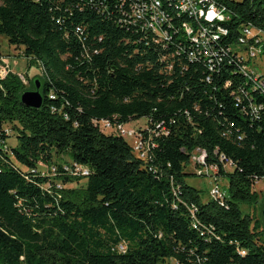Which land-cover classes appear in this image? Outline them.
Instances as JSON below:
<instances>
[{"label": "trees", "instance_id": "obj_1", "mask_svg": "<svg viewBox=\"0 0 264 264\" xmlns=\"http://www.w3.org/2000/svg\"><path fill=\"white\" fill-rule=\"evenodd\" d=\"M150 1L0 0V35L41 71L28 88L0 80V264H264L263 222L241 208L264 181V88L237 55L264 53V38L239 42L264 35V0H213L226 19L203 23L218 35L204 44L175 0H159L167 36L151 31L133 13ZM35 80L39 108L20 101ZM141 117L144 159L99 127ZM196 149L227 179L223 204L186 181Z\"/></svg>", "mask_w": 264, "mask_h": 264}, {"label": "built area", "instance_id": "obj_2", "mask_svg": "<svg viewBox=\"0 0 264 264\" xmlns=\"http://www.w3.org/2000/svg\"><path fill=\"white\" fill-rule=\"evenodd\" d=\"M177 4L178 10L188 14L190 17L194 19V24L197 25L196 29L193 27V24H185L184 30L188 36L192 38L194 42H200L201 44L206 43L209 39L216 40L218 38V35L216 33L211 34L210 38H206L207 30L204 27L203 23H209L213 24L216 21H222L226 19V15L224 13V8L219 7L215 4L213 0H175ZM134 10L133 13L135 16L139 18H144L145 26L151 29L154 33H156L158 36L166 37L167 32L166 30L162 29L163 24L166 22L167 18L165 16V13L160 10V2L159 0H151L148 3L143 4H137V6H133ZM218 31L222 34H226V30L218 28ZM242 37L239 38V42H243L245 38L247 37H256L255 42H259L262 38H264L263 33L260 30H254L251 27H244L242 30ZM260 37V38H259ZM202 38V39H201ZM200 39V40H199ZM199 43V44H200ZM203 53L205 55H208L209 53L203 48ZM258 54H260V48L258 46H250L247 50L239 52L237 55L241 59L242 63L241 65V71L244 73L245 76H247L255 87L257 88H264V77L261 74L256 73L255 70L252 69V66L250 65V61L254 59ZM0 80H2L6 74L7 71L10 70L9 68V59L7 58H1L0 59ZM5 61L8 63L6 65ZM8 69V70H7ZM107 123L108 126L114 127L116 132L114 134H119L122 136L121 129L124 126L123 125H111L108 121H100V123ZM141 143L145 142V145L147 147V153H148V141L144 140L142 138L141 133ZM143 145V144H142ZM199 152V157L197 159V174H202L203 169L205 167H215L217 170L216 165H205V152L200 149H196ZM194 152V151H193ZM148 155V154H147ZM191 158H195V156L192 154ZM221 161L224 162V159L221 157ZM230 163V162H229ZM73 166V173L74 174H81V175H87L88 170L86 167L82 165H78L76 163H71ZM231 164V163H230ZM65 168L72 172V167H66ZM46 170V168L44 169ZM51 170H54V167H51ZM209 195L211 199L217 200L219 203L223 204V201L226 197H228L226 190H221L219 188V185L214 184L212 185ZM125 247L123 244L119 245V249L123 250Z\"/></svg>", "mask_w": 264, "mask_h": 264}, {"label": "rangeland", "instance_id": "obj_3", "mask_svg": "<svg viewBox=\"0 0 264 264\" xmlns=\"http://www.w3.org/2000/svg\"><path fill=\"white\" fill-rule=\"evenodd\" d=\"M7 58L9 59V68L7 74L3 76L7 77L9 73L16 74L20 79L23 86L28 88L29 80L34 77L40 76V69L36 66L31 67L27 70V61L22 54V48H15L14 46L9 45L5 36L0 35V59ZM1 63V61H0ZM6 65L8 63L5 61ZM250 65L252 69L256 71V73L261 74L264 77V53L258 54L254 59L250 61ZM3 78V79H4ZM23 93V92H22ZM100 130L104 133H114L116 130L114 127H110L107 123H100ZM3 129L8 134L7 144L12 146L16 144L15 132L12 129L11 124L6 123L3 125ZM148 129V123L144 117L128 121L124 123V126L121 129L122 136L127 140L130 144L133 152L140 158H147V147L145 142L141 143V131ZM143 144V145H142ZM195 158H191V164L187 167L188 170H196L197 167V159L199 157L198 150L193 152ZM68 154L54 155V160L56 162H61L63 160L69 162ZM225 171H232L233 166L226 162L223 164ZM43 168V167H42ZM186 181L196 187L199 190V194L202 201H207L210 197L209 191L212 185L217 184L221 190H225L227 186V179L218 175L215 167H205L203 169V173L197 176H188ZM85 181L82 180L79 185L84 184ZM253 189L258 194V199L256 202L252 204H244L241 206L243 212L249 214L253 220H261L262 221V211L264 209V181L258 180L254 183ZM263 222V221H262ZM261 229V228H260ZM164 264H173V261H168Z\"/></svg>", "mask_w": 264, "mask_h": 264}, {"label": "water", "instance_id": "obj_4", "mask_svg": "<svg viewBox=\"0 0 264 264\" xmlns=\"http://www.w3.org/2000/svg\"><path fill=\"white\" fill-rule=\"evenodd\" d=\"M39 89L40 82L35 80V89L24 91L20 96L21 103L28 107L39 108L43 99ZM262 221L264 225V209L262 211Z\"/></svg>", "mask_w": 264, "mask_h": 264}]
</instances>
